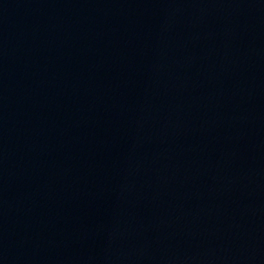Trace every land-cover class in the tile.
<instances>
[{"label":"water","instance_id":"1","mask_svg":"<svg viewBox=\"0 0 264 264\" xmlns=\"http://www.w3.org/2000/svg\"><path fill=\"white\" fill-rule=\"evenodd\" d=\"M0 264H264V0H0Z\"/></svg>","mask_w":264,"mask_h":264}]
</instances>
